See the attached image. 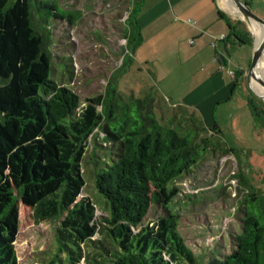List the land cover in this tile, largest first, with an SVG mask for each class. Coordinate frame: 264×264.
<instances>
[{"label":"trees","instance_id":"obj_1","mask_svg":"<svg viewBox=\"0 0 264 264\" xmlns=\"http://www.w3.org/2000/svg\"><path fill=\"white\" fill-rule=\"evenodd\" d=\"M251 2L244 0L249 7ZM40 4L49 11L46 24L52 23L49 15L54 22L77 21L75 13ZM140 8L131 7L125 20L123 66L142 43ZM34 18L32 0H0V264H19L21 207L55 227L58 259L50 264H264V198L238 173L234 213L240 217L228 231V252L196 255L172 213L182 179L210 156L235 152L218 137L219 127H206L182 106L176 108L190 114L189 127L164 126L151 95L127 102L111 89L82 102L51 77V55ZM226 19L227 39L253 42L244 21ZM248 107L264 128V102L254 97ZM89 146L92 182L108 204L101 223L94 201L82 196ZM153 206L163 214L144 224Z\"/></svg>","mask_w":264,"mask_h":264},{"label":"rangeland","instance_id":"obj_2","mask_svg":"<svg viewBox=\"0 0 264 264\" xmlns=\"http://www.w3.org/2000/svg\"><path fill=\"white\" fill-rule=\"evenodd\" d=\"M41 1L52 3L61 14L75 13L72 15L77 21L74 24H69L67 19L54 22L49 15L52 23L46 24L43 20L47 19L49 11L40 10ZM129 2L131 0H32L34 24L44 37V50L51 55V77L59 85L70 88L82 102L99 94L111 93V89L115 90L116 98L127 102L151 95L156 100L155 111L161 124L186 129L190 114L176 108L174 104L178 103L175 101L168 102L164 90L170 87L176 90L177 83L188 77L183 70V58L187 56L185 49L190 50V37L185 32L176 35L166 32L168 37L162 32L159 37H153L141 31L142 43L123 66L127 55L125 20L133 7ZM221 6L241 17L240 12H235L225 2H221ZM250 10L264 20V4L260 1L254 2ZM245 27L252 34L251 44H238L233 38L220 41L223 46L229 44L227 60L232 63L231 72L238 75L242 84V90H236L233 101L221 104L216 114L223 117L222 134L218 137L235 152L230 156H210L201 170L182 179L177 184L181 189L179 199L172 209V213L179 217L180 234L194 253L202 257L218 251L226 252L228 231L231 227L237 228L236 220L240 215L234 213L238 204V199L234 198L237 189L234 174L238 173L249 188H255L264 198V128L255 122L246 106L242 108L248 100L258 98L249 90L247 79L255 37L252 24L246 23ZM220 42L216 43V53L224 57L218 46ZM261 91L264 92L263 86ZM92 149L89 146L83 162L87 184L82 196H90L94 201L101 223L108 215V204L92 182L89 158ZM95 154L103 156V151H95ZM162 214L159 207L153 206L144 224L155 222ZM15 245L19 264H50L58 259L55 227L48 222L38 223L32 210L25 207H21L20 232ZM89 250L90 247L87 253Z\"/></svg>","mask_w":264,"mask_h":264},{"label":"crops","instance_id":"obj_3","mask_svg":"<svg viewBox=\"0 0 264 264\" xmlns=\"http://www.w3.org/2000/svg\"><path fill=\"white\" fill-rule=\"evenodd\" d=\"M259 1L264 4V0H252L251 5ZM221 2L219 0L129 2L132 6H141L138 24L142 32H148L153 37H159L162 32L166 37H168L166 32L170 35L185 32L187 37H190L188 40L190 50L185 49L187 56L183 58L185 61L183 70L187 72L188 77L177 83L176 90L171 87L165 88L164 95L168 102L178 103L174 104L175 107L182 106L199 115L206 127L218 126L220 130L223 117L216 114L221 104H229L233 101L236 90H242L239 77L231 72L232 63L227 60L229 44L223 46L220 42L229 34L226 18L241 20V17L222 8ZM220 12L224 16H221ZM209 32L211 33L208 34ZM217 42H220L218 46L221 47L224 57L216 53ZM251 100H248L247 105L243 104L242 108L246 106L249 110L248 103Z\"/></svg>","mask_w":264,"mask_h":264},{"label":"water","instance_id":"obj_4","mask_svg":"<svg viewBox=\"0 0 264 264\" xmlns=\"http://www.w3.org/2000/svg\"><path fill=\"white\" fill-rule=\"evenodd\" d=\"M239 9V12L241 14V20L245 21L247 24L255 22L257 24H260L262 27H264V20L255 15L251 10L250 7L247 6L244 1L242 0H231ZM264 55V36L260 43L256 45L254 44V53H253V58H252V63L251 67L249 70V73L247 75L248 79V85H249V90L252 91L254 95H256L259 99L264 101V95H258L255 93L251 86V79H256L259 81V83L264 87V80L261 77H258L255 73V69L257 68L260 60L262 59Z\"/></svg>","mask_w":264,"mask_h":264},{"label":"bare ground","instance_id":"obj_5","mask_svg":"<svg viewBox=\"0 0 264 264\" xmlns=\"http://www.w3.org/2000/svg\"><path fill=\"white\" fill-rule=\"evenodd\" d=\"M223 2L228 4L231 8H233L235 12H239V9L231 0L230 1L229 0H223ZM251 24L253 27L255 43H256V45H258L264 36V27H262L261 25L255 23V22H252ZM255 73L258 77L262 78V76H264V55H263L262 59L260 60L257 68L255 69ZM251 86H252L253 90L255 91V93H257L258 95H264V92L261 91L262 86L258 80L252 78L251 79Z\"/></svg>","mask_w":264,"mask_h":264}]
</instances>
